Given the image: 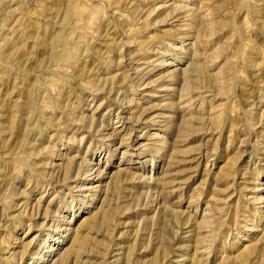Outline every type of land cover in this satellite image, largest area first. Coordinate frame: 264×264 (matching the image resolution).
I'll list each match as a JSON object with an SVG mask.
<instances>
[{
	"label": "rangeland",
	"instance_id": "374dc122",
	"mask_svg": "<svg viewBox=\"0 0 264 264\" xmlns=\"http://www.w3.org/2000/svg\"><path fill=\"white\" fill-rule=\"evenodd\" d=\"M0 264H264V0H0Z\"/></svg>",
	"mask_w": 264,
	"mask_h": 264
},
{
	"label": "bare ground",
	"instance_id": "6f19581e",
	"mask_svg": "<svg viewBox=\"0 0 264 264\" xmlns=\"http://www.w3.org/2000/svg\"><path fill=\"white\" fill-rule=\"evenodd\" d=\"M84 187V186H83ZM82 190V189H81ZM255 191V190H254Z\"/></svg>",
	"mask_w": 264,
	"mask_h": 264
}]
</instances>
